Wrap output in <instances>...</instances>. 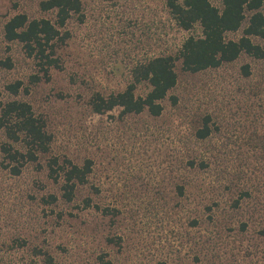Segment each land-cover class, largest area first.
I'll use <instances>...</instances> for the list:
<instances>
[{
  "label": "rangeland",
  "instance_id": "1",
  "mask_svg": "<svg viewBox=\"0 0 264 264\" xmlns=\"http://www.w3.org/2000/svg\"><path fill=\"white\" fill-rule=\"evenodd\" d=\"M40 1L15 8L17 0H0V58L13 62L0 69V90L5 100L29 101L54 137L42 167L30 162L14 175L4 165L0 131V258L46 264L38 247L53 264H99L101 255L114 264H264V60L244 53L197 73L179 63L171 92L178 103L164 100L162 115L97 114L89 104L94 92L123 91L137 64L175 54L200 26L181 29L165 0H82L84 19L69 20L70 38L58 52L62 68L32 85L35 61L6 41L4 25L18 12L55 19ZM17 80L30 91L11 95L6 86ZM149 90L141 82L137 94ZM208 114L213 133L197 139ZM53 156L93 160L89 183L71 203L49 176ZM191 156L207 168L188 167ZM50 194L59 200L47 203ZM87 197L109 213L85 207Z\"/></svg>",
  "mask_w": 264,
  "mask_h": 264
},
{
  "label": "trees",
  "instance_id": "2",
  "mask_svg": "<svg viewBox=\"0 0 264 264\" xmlns=\"http://www.w3.org/2000/svg\"><path fill=\"white\" fill-rule=\"evenodd\" d=\"M20 1L14 3L15 8L19 7ZM165 3L181 29L192 31L198 25L201 34L185 37L175 54L154 56L137 64L132 72L133 80L123 91L107 95L94 92L89 102L94 113L106 114L118 109L121 117L145 111L160 116L165 109L164 100L169 98L173 104L178 103V97L171 92L179 82V63L183 71L197 73L220 68L236 61L244 53L264 60V0H221V6L215 5L213 0H165ZM39 5L43 11H55L56 18H31L26 12H18L4 25L6 41L20 43L26 55L35 61L38 72L30 77L32 85L50 80L52 68H62L58 52L70 38L66 26L75 16L84 19L82 0H41ZM239 31L242 34L238 38L229 37L230 33ZM12 67L10 56L0 58V69ZM242 71L245 76H250V64L243 65ZM141 82L148 83L150 87L145 95L137 94ZM6 89L14 96H18L22 89L27 93L30 91L23 80L9 83ZM0 131L7 137V141L2 143L4 165L12 174L19 175L30 162L42 167L40 159L50 153L54 137L46 120L35 112L29 101L18 98L5 100L0 90ZM212 133V117L208 114L202 120V127L197 129L196 137L205 140ZM194 157L188 158V167L207 168L205 160L198 162ZM47 167L49 176L60 184L61 198L71 203L76 199L79 188L89 183L93 160L86 158L83 164H78L67 156H53ZM58 200L56 194L45 199L47 203ZM84 205L107 214L110 211L94 204L89 197L84 200ZM18 243L20 246L27 244L25 240ZM34 250L46 264L54 263L48 251L38 247ZM105 256L99 257V264H114ZM0 264L16 262L6 263L0 258Z\"/></svg>",
  "mask_w": 264,
  "mask_h": 264
}]
</instances>
